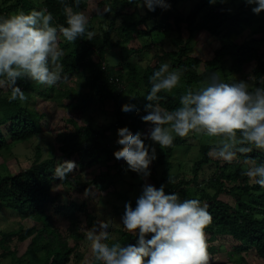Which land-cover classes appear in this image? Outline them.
<instances>
[{
    "label": "trees",
    "instance_id": "trees-1",
    "mask_svg": "<svg viewBox=\"0 0 264 264\" xmlns=\"http://www.w3.org/2000/svg\"><path fill=\"white\" fill-rule=\"evenodd\" d=\"M180 1L169 0L170 9L153 13L147 6L141 9L130 0H98L96 5L99 8L108 7L111 11L104 15L96 12L90 15L88 28L93 32L90 40L85 34L69 43L58 33V47L65 53L61 58L62 80L58 84L62 85L74 74L84 75L83 85L87 90L83 92L69 87L57 90V85L41 89L42 85L25 78L17 81L27 96V100L21 102L10 100V90L0 87V158L11 153V144L27 141L42 132V120L47 114L38 111L37 99L54 100L79 112L103 108L110 101L114 104L113 122L93 128L89 124L78 125L69 117L67 120L72 122L73 130H61L56 134L55 143L61 154L75 161V169L78 168L62 180L54 176L60 161L55 158L41 160L39 150L32 163L15 173H10L6 162H0V220L11 211L16 217L30 218L40 225L19 226L17 229L11 226V230L0 228V263L9 258L10 264H67L73 257L75 264H82L84 255L78 251L82 235L77 234L80 217L82 213L85 215L89 229L97 225L96 215L89 212L85 199L81 202L75 199L62 201V194L56 187L71 182L79 193H89L92 186L106 189L114 183V177L123 179L125 173L132 178H141L127 170L126 163L116 160L121 149L108 145L106 132L141 131L145 123L140 119L146 103L144 96L150 90L151 75L161 64L168 63L171 70L182 71V83L176 89L159 93L162 97L160 105L169 110L179 106V97L186 89H193L213 73H219L229 83L252 75L254 83L250 88L264 87V18L253 13L252 6L246 5L244 0H217L216 4H209V0H194L187 12L178 8ZM65 4L71 5L75 11H83L91 2L81 0L77 7L73 0H0V16L46 8L53 15V25H60L65 24ZM94 19L98 21L97 27L91 23ZM150 21L152 27L147 26ZM200 31L207 32L218 43L208 59L193 53L196 35ZM165 39L170 46L163 45ZM132 41L138 46H129ZM151 47L154 54L146 66L133 62L135 54L149 51ZM109 53L119 55L117 64L111 66L107 63L105 56ZM240 74L242 77H238ZM35 90L38 94L34 93ZM129 92L134 94L141 108L135 116L125 115V108L130 105L123 99ZM187 137L177 136L171 146L159 152L150 166L149 178L157 187L165 184V191L178 193L181 200L197 198L207 205L212 216L211 223L204 230L209 255L226 251L229 247L227 254L232 264H264V187L245 175L249 167L247 158L264 161V151L254 149L250 153L238 154L233 162L228 163L209 155L214 138L204 136L191 175L166 176L164 173L170 168L167 159L177 147L187 145ZM96 163L105 165L107 172L85 180L83 171ZM161 164H166L167 170L156 178V167ZM112 169L116 170L114 175L110 173ZM205 169L210 170L205 173ZM53 214L67 223L65 236L52 222ZM115 231L118 238L112 242H134L135 237L123 225ZM224 237L230 238V246L214 244L215 239ZM28 238L25 253L16 256L18 244ZM69 238L74 240L73 245H70Z\"/></svg>",
    "mask_w": 264,
    "mask_h": 264
},
{
    "label": "clouds",
    "instance_id": "clouds-1",
    "mask_svg": "<svg viewBox=\"0 0 264 264\" xmlns=\"http://www.w3.org/2000/svg\"><path fill=\"white\" fill-rule=\"evenodd\" d=\"M81 0H73L78 7ZM90 2V1H88ZM141 9L151 12L171 8L169 0H130ZM251 11H264V0H244ZM217 0H209L216 4ZM98 15L110 8L95 9ZM65 24L53 25V15L46 8L17 11L0 16V87L10 90V100H27L17 83L27 79L39 85L56 86L62 80L61 58L64 50L58 47V33L69 43L85 34L90 40L88 16L64 6ZM182 71L170 70L168 63L160 65L150 77L151 87L144 96V115L140 119L146 131L125 129L119 132L117 147L121 149L116 160L126 163L127 170L147 180L150 165L157 159L156 145L171 146L174 139L190 133L214 138L209 155L224 162H233L238 154L255 150L264 151V87L250 88L254 77L225 82L213 73L202 86L188 88L179 97V106L169 110L160 105L159 93L172 92L181 82ZM141 112L133 100L125 108L126 116ZM249 167L245 175L255 184L264 187V161L247 158ZM73 160H60L54 176L63 179L73 172ZM170 180L168 181V183ZM145 182L140 194L124 204L120 218L123 227L135 237L134 242H112V226L96 225L88 234L95 264H208L205 228L212 216L207 205L197 198L181 200L179 194L165 191Z\"/></svg>",
    "mask_w": 264,
    "mask_h": 264
},
{
    "label": "rangeland",
    "instance_id": "rangeland-1",
    "mask_svg": "<svg viewBox=\"0 0 264 264\" xmlns=\"http://www.w3.org/2000/svg\"><path fill=\"white\" fill-rule=\"evenodd\" d=\"M38 1V0H37ZM91 4L87 5V7L82 11L87 16L88 19H91V14H93L95 9L99 8L96 5L98 0H88ZM194 0H181L179 3L180 9H183L185 12L189 11L192 7ZM100 9H103L100 7ZM258 16L260 18H264V11H262ZM92 25L97 27L98 21L92 20ZM148 27L153 26V22L150 21L147 23ZM60 38V37H59ZM61 39V38H60ZM163 45L170 46L167 39L164 40ZM129 46L137 47L138 45L132 41ZM218 46V43L214 40V37L209 35L205 31H200L196 35V41L194 45L193 53L203 59H208L212 55V51L215 47ZM154 48L151 47L149 51H144L142 54H138L134 56L133 62H138L142 67L146 66L148 61L153 57ZM113 51V50H112ZM113 52H116L115 50ZM106 61L109 65L113 66L117 64L120 60L119 55L115 56L113 53L106 54ZM130 58L129 60H131ZM252 67L249 66V68ZM171 70V69H170ZM221 79L224 80L223 76L219 73H216ZM244 74L247 75L246 72ZM249 74V73H248ZM240 74L238 77H242ZM64 83L57 84L56 89L59 88H73L78 91H85L87 90L86 86L83 85L85 83L84 75L74 74L71 79H66L63 81ZM205 82V81H204ZM203 82V83H204ZM182 83V80L181 82ZM203 83H200L198 86L194 85L193 89H196L202 86ZM252 85V83H251ZM44 85L41 86L43 89ZM5 89L6 87H2ZM35 94H38V90H35ZM131 99V100H130ZM133 100L136 101L134 94L127 93V97L123 99L124 103H128V105H132ZM36 106H38L39 112H46V117L42 120V132L38 135L32 137L31 139L23 142H17L11 144L9 155L6 153L3 158H0V162H6L10 173H15L20 168L27 167L36 156V151H40V159L44 158H55L57 160H68L65 156H63L58 149V144L55 143V136L56 134L63 130V131H71L73 130L72 122H69L67 119L69 117L76 120L78 125H86L89 124L91 127L96 128L101 125L109 124L113 122V110L114 104L110 102H106L103 108H91L85 112L73 111L72 109L66 108L62 104L54 101L48 100L44 101L41 99L36 100ZM62 101L65 102L64 99ZM68 100H66L67 102ZM139 105V101L136 102V106ZM144 115V112L140 115ZM67 120V121H66ZM148 125L143 123L141 131H146ZM119 133L116 130H108L106 132L107 136V143L112 148L117 147V143L119 140ZM200 134L190 133L187 137V145L182 147H177L173 155L169 157L167 160L170 163L169 170L164 173L166 176L169 175H178V176H190L192 172V164L194 160L197 158L199 154V146L205 140H201ZM157 156L159 152H163L165 149L161 148L159 145H156ZM105 157H103L104 159ZM155 161V160H154ZM112 162H108L107 164H111ZM151 166V165H150ZM76 168V167H75ZM78 170L74 169L72 173ZM166 164L157 165L156 171L157 176L160 175L161 172H165ZM210 170V169H209ZM209 170H203L205 173H208ZM116 170H110V173L114 175ZM84 179L89 180L92 179L96 174L98 175L101 172H107L105 165H99L96 163L91 167H87L84 171ZM145 182L151 183L156 186V182L151 179L147 178H132L130 174L125 173L123 174V179H118L117 176L114 177V183L107 187L105 184L104 187L106 189H98L91 187L89 193H79L77 191V187L73 186L71 182L67 183L65 186H57L56 190L60 191L62 194V201H69L75 199L78 202L82 200H86L89 206V212L93 215H96L97 225L98 224H105L109 223L112 226V236L113 240L118 238V233L115 231L116 229L122 226L120 222V218L124 212V204L126 201L131 200L133 204H135L136 197L140 194L141 186ZM70 192V193H69ZM69 194V195H68ZM68 196V197H67ZM6 218L0 220V228L11 230L17 229L19 226L24 228L31 227L35 225L39 227L40 225L30 218H22L21 216L16 217V214L12 213L11 211L6 212ZM52 222L58 228L60 233L65 236L66 234V226L67 223L64 219H60L56 217L54 214L52 215ZM81 223L79 224L77 234H81L82 238L79 240V249L78 251L82 252L84 257L82 264H93L94 263V252L92 246L87 241V234L94 228H87L85 215L82 213L80 217ZM12 226V227H11ZM68 234V233H67ZM70 245H73L74 240L69 238ZM223 243L225 245L231 244V240L228 237H224L221 239H215L214 244ZM29 244V238L20 242L16 249V256L21 257L25 253V249ZM229 247L226 248V251H219L215 255H209L208 264H232L231 258H229L227 251H229ZM0 264H10V259H4ZM67 264H75V258L71 257V260Z\"/></svg>",
    "mask_w": 264,
    "mask_h": 264
}]
</instances>
